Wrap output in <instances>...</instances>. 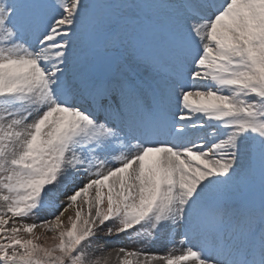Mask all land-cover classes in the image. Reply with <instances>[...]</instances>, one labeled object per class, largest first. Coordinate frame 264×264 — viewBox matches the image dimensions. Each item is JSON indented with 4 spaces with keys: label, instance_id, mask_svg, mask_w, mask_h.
Segmentation results:
<instances>
[{
    "label": "snow or ice",
    "instance_id": "1",
    "mask_svg": "<svg viewBox=\"0 0 264 264\" xmlns=\"http://www.w3.org/2000/svg\"><path fill=\"white\" fill-rule=\"evenodd\" d=\"M0 264H264V0H0Z\"/></svg>",
    "mask_w": 264,
    "mask_h": 264
},
{
    "label": "rangeland",
    "instance_id": "2",
    "mask_svg": "<svg viewBox=\"0 0 264 264\" xmlns=\"http://www.w3.org/2000/svg\"><path fill=\"white\" fill-rule=\"evenodd\" d=\"M89 2H90V0H89ZM61 200H63V197H61ZM67 215H73V212L70 210L68 213H66V216L63 218L65 220L66 224H67V220H66ZM42 218L47 219V218H50V217L43 216ZM25 222L26 223H32L33 220L28 219V220H25ZM34 231H35V233L37 235H41L42 236V239L39 241L40 243H44V237L48 238L49 242H51V240H50V237L52 235L51 233L44 232L40 228H37ZM171 235L175 236V230L171 231ZM171 235L169 236V234H168L166 236H162L159 240L154 242L146 250L151 252V253L163 255V254H167L169 251L175 249V253L179 254L180 251H181V249L179 250V248H181V247H178L177 245L180 244V243L177 240V245H175V240L171 237ZM124 243H127V241H124ZM120 246H122V244L119 243V242H116V243L111 244L109 246L108 250H112L113 248H117V247H120ZM128 246L130 248H132V247H140V245H138V244H136V245L129 244Z\"/></svg>",
    "mask_w": 264,
    "mask_h": 264
},
{
    "label": "bare ground",
    "instance_id": "3",
    "mask_svg": "<svg viewBox=\"0 0 264 264\" xmlns=\"http://www.w3.org/2000/svg\"><path fill=\"white\" fill-rule=\"evenodd\" d=\"M180 234H181V230H179V228L175 229V236H173V237L178 240V238L180 237Z\"/></svg>",
    "mask_w": 264,
    "mask_h": 264
}]
</instances>
